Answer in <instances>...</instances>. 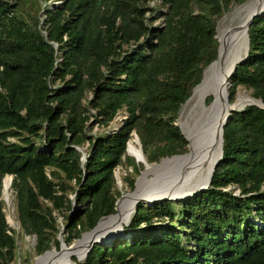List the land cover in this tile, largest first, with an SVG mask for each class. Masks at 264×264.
I'll list each match as a JSON object with an SVG mask.
<instances>
[{"label":"trees","instance_id":"obj_1","mask_svg":"<svg viewBox=\"0 0 264 264\" xmlns=\"http://www.w3.org/2000/svg\"><path fill=\"white\" fill-rule=\"evenodd\" d=\"M156 1L0 0V264L18 251L5 177L41 256L63 228L70 243L116 214L117 168H133L123 185L134 190L143 165L127 153L133 133L150 164L188 153L179 114L218 57L219 22L248 0ZM248 37L231 104L239 87L264 104V13ZM125 233L77 264H264V109L232 114L207 190L139 204Z\"/></svg>","mask_w":264,"mask_h":264},{"label":"bare ground","instance_id":"obj_2","mask_svg":"<svg viewBox=\"0 0 264 264\" xmlns=\"http://www.w3.org/2000/svg\"><path fill=\"white\" fill-rule=\"evenodd\" d=\"M261 2L262 0H253L249 4L239 7L228 19L231 23L238 21V24L235 27H225L223 29V44L226 43L227 50L222 69L231 67L234 61L246 52L247 35L244 23L250 18L254 7ZM229 89L230 86L224 82L221 73L217 76L212 73L206 75L203 83L195 90L181 114V125L185 136L189 140L190 152L183 158L167 160L158 166L148 165L144 177L139 181V190H141L144 183L145 185L150 183L146 181V176L152 173L158 175L159 172H166L168 169L178 168L179 170L169 180L154 190H150L146 196L149 198L174 196L179 191L191 188L193 182H196L197 185H206L209 182L214 163L221 152L220 115L227 112L230 106L240 109L254 101L256 102L255 99L250 97L240 96L237 102L231 104L229 103ZM208 100H211L209 104ZM127 153L138 163L146 162L135 136L129 142ZM5 188V191L10 188L9 178L5 180ZM136 197H140L139 193L134 196H126L119 203L117 214L104 220L100 233L105 232L114 235L124 232L135 211ZM89 242L90 237H85L74 245L63 247L60 252H49L38 264H68L72 261V256L82 260Z\"/></svg>","mask_w":264,"mask_h":264},{"label":"water","instance_id":"obj_3","mask_svg":"<svg viewBox=\"0 0 264 264\" xmlns=\"http://www.w3.org/2000/svg\"><path fill=\"white\" fill-rule=\"evenodd\" d=\"M251 1L253 0H248L246 3L240 5L239 7H242V6H245L247 4H249ZM264 13V0H262L261 3H258L256 5V7H254V9L251 11V14H250V18L247 19L244 23V26L246 28V35H247V50L245 52V54L243 56H239L233 63V65L231 67H229L228 69H222V65H223V62H224V59H225V55H226V50H227V46H226V43L223 44V39H224V36L222 35L221 37H219L218 35L216 36L218 42H219V49H218V57L216 59V61H214L213 63H211L204 71V74H203V79L201 81V83L199 85H197L194 90H193V93H192V96L195 92V90L203 83L206 75L208 73H212L214 74L215 76H217V74L221 73L223 75V80L225 83H227V85L231 86V82H230V79L232 78L234 72L236 71V68L239 64H241L246 58H247V55H248V51H249V37H248V31H249V28L252 24V22L254 21V19L260 17L262 14ZM218 30V28H217ZM192 96L186 101V103L184 105H186L189 100L192 98ZM183 105V106H184ZM247 106H257L261 109H264V104L261 102V101H254L250 104H248ZM245 106V107H247ZM244 107V108H245ZM244 108H240V109H237L236 107H229V109L227 110V112L223 113L220 115L219 117V125L221 127V138H222V145H221V152H220V155L218 157V159L215 161L214 163V166H213V170L211 172V176H210V179H209V182L206 184V185H196L194 187V189L190 190V189H185V190H182V191H179V193H177L176 195L174 196H160V197H152V198H149L148 195L149 192L146 191V189H144V186H142L141 190H139V181L141 180V178L144 176V173L142 174V177L138 178L135 182V188L133 190V192L131 193H128L126 194L125 196H122L121 199H119L117 202H116V212H118V206H119V203L126 197V196H134L136 194L139 193L140 197H136V200H135V205H134V209L136 211L137 207L139 204H147V205H154L158 202H163V201H181V200H184V199H187V198H191L193 196H196L198 193H201L205 190L208 189L210 183H211V180H212V177H213V174H214V171H215V168L217 167V165L220 163V161L222 160V157H223V129L225 127V125L227 124L228 120L230 119V117L232 116V114L234 112H237V111H240ZM180 128V127H179ZM181 130V129H180ZM181 134L185 137V139L187 140L188 144H189V140L187 138V136H185L184 132L181 130ZM134 136L136 137V141L138 142V145L141 149V142H140V139L138 137L137 134H134ZM128 146H129V142L127 144V150H128ZM188 148H189V152H190V147L188 145ZM189 154V153H187ZM187 154L185 155H176V156H173V157H170V158H165L163 159L159 164H156V165H153V166H158V165H161L162 163H164L165 161L167 160H171V159H175V158H183L185 156H187ZM142 164L147 168L148 165H150L147 160L146 162H142ZM178 169V168H176ZM115 178L117 180V184L118 186H121V182H120V179H119V175L117 173H115ZM10 186L12 184V180H13V177L10 176ZM5 180L3 181V190H5ZM138 191V192H137ZM134 211V213H135ZM133 213V214H134ZM116 214L114 215H111L109 217H106V218H102L98 224L95 226V228L93 230H91L90 232H86L82 235L81 239L79 241H82L85 237H90V242H89V245H88V248L86 250V253H85V256H84V259L87 257V255L89 254V252L91 251V249L94 247V245L96 244H108L110 243L115 237H118V236H123V232L121 233H118V234H112V233H100L101 231V228L103 227V222L104 220H107V219H110L112 217H114ZM49 253V251L45 252L43 255L39 256V258L37 259L36 263L35 264H38V262L45 256Z\"/></svg>","mask_w":264,"mask_h":264},{"label":"rangeland","instance_id":"obj_4","mask_svg":"<svg viewBox=\"0 0 264 264\" xmlns=\"http://www.w3.org/2000/svg\"><path fill=\"white\" fill-rule=\"evenodd\" d=\"M56 3H60V2H56ZM155 5H157V1L156 0H150V6L154 7ZM238 8H239V6L235 7L232 11L227 13L222 18V20L219 22L218 30H217V35L219 37H221L223 35V29L225 27H235L238 24V21L235 22V23H231L228 20V19L231 18V16L234 13V11H236V9H238ZM160 22H162V19L158 20L156 22V24H159ZM230 89H231V86H230ZM230 89H229V91H230ZM240 96L250 97V98L254 99L252 97V91L251 90H247L244 87H239L237 89L236 99H235L234 103L237 102V100H238V98ZM230 100H231V95L229 94V103H230ZM209 102H210V100H208V103ZM234 103H232V104H234ZM186 105H184L182 107L181 112L179 114L178 123H177L182 131H183V129H182V125H181V114H182V111H183V109H184V107ZM125 117H126L125 113L120 115L117 118V120L112 124L110 130L118 129L121 126V123H122V121H123V119ZM92 122L93 121H91V123ZM100 132H103V130L98 125H95L92 133L96 134V133H100ZM134 134H136V133L132 134L133 139H134ZM87 149H88V144H86L81 150L85 153L87 151ZM141 150H142V147H141ZM188 153H189V148H188ZM135 163L137 165H140V166L143 165L142 163H138L136 160H135ZM159 163H154V164H150L149 163V164L151 166H153V165H156V164H159ZM140 170H141L140 173L138 175H136V177H137L136 180L138 178L142 177V174L145 172L146 167L143 165V167H141ZM178 170L179 169H176V168L168 169L166 172L165 171L164 172H159L158 175L152 173L149 176H146V181H149L150 183L151 182L152 183L151 184L149 183L147 185H145V183H144L143 184L144 189H146V191H148V192H150V190H152V189L154 190L155 188L160 186L162 183L166 182L171 177H173L174 174H176L175 172H177ZM115 173H117L119 175L121 186H118V187H119V190L123 193L122 196H125L126 194L133 192V191H130L127 187H125L123 185L124 178L128 177L129 175L135 174V172L133 171V168L132 167H119V168L116 169ZM7 178H10V176L5 177L4 180H6ZM195 183L196 182H193V186L191 188H188V189H190V190L194 189V187L197 185ZM70 197L74 200V196L73 195H70ZM2 200L4 201V205H5L4 206V211L6 213V218H7L8 224L13 230L16 231V234H17L16 236H17V242H18V251H17L16 259L13 262V264H35L37 259L39 258V256L36 253V238L35 237L25 236L21 232L20 223H19V220H18V213H17V206H16V197H15V194H14L13 190L11 189V186H10V188L7 191L3 190ZM116 214H117V212H116ZM56 216L58 217V219H59L58 221H59L60 224H63L65 222L63 217H59L58 214H56ZM123 236L129 237L130 235L126 234L125 230H124ZM58 239H59L60 245H58V246L53 245L51 247V249L49 250V252H60L63 249V247H69L71 245H74V244L78 243L79 240H80V239L72 240L70 243H68L67 241L69 239V233L66 232L65 228L62 229V233L59 235ZM71 260L72 261H70L68 264L82 263L85 259L83 257L82 260H79L78 257L72 256ZM74 260H77V262H75Z\"/></svg>","mask_w":264,"mask_h":264}]
</instances>
